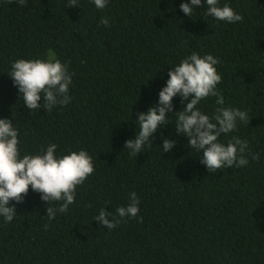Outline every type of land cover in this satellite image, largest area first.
Wrapping results in <instances>:
<instances>
[{
  "label": "trees",
  "instance_id": "1",
  "mask_svg": "<svg viewBox=\"0 0 264 264\" xmlns=\"http://www.w3.org/2000/svg\"><path fill=\"white\" fill-rule=\"evenodd\" d=\"M184 2L191 0H109L97 9L93 0H0V118L18 129L21 156L54 143L57 156L86 150L95 167L55 219L31 188L11 202L13 221L0 216V264H264V0H219L243 16L235 23L206 15V0L188 16ZM49 50L74 73L71 100L31 112L8 72L17 59L46 60ZM193 52L219 59L225 101L208 97L197 107L210 117L218 107L248 113L249 123L219 137L248 141L244 167L209 172L176 130L175 113L187 103L179 95L151 147L137 157L124 148L138 115L158 104L170 69ZM165 138L177 142L170 152ZM132 192L139 216L122 219L116 209ZM101 208L122 222L103 227L94 220Z\"/></svg>",
  "mask_w": 264,
  "mask_h": 264
},
{
  "label": "clouds",
  "instance_id": "2",
  "mask_svg": "<svg viewBox=\"0 0 264 264\" xmlns=\"http://www.w3.org/2000/svg\"><path fill=\"white\" fill-rule=\"evenodd\" d=\"M18 6H27V0H13ZM97 9H104L109 0H93ZM203 0L184 2L180 9L188 16L200 6ZM78 6L77 0H69L68 7ZM206 15L218 21L235 23L243 20L231 6H220L219 0H206ZM100 24L109 26L107 17H102ZM219 59L212 54L201 56L197 52L183 59L168 73L166 86L159 92L158 104L151 106L136 118L139 131L134 139L125 142L130 156L143 152L145 145L152 146L154 133L167 126V113L173 111V98L179 95L186 106L178 113L175 121L177 132L189 137L188 146L192 150L202 152L201 163L210 173L225 167H244L249 163L247 156L248 141L233 136L227 144L220 142L222 134L237 130L238 122L249 123L248 113L239 108L218 107L214 116L204 114L197 105L208 97H217L216 104L225 103L223 95L217 89L222 81L215 67ZM8 74L22 93L23 104L36 112L40 108L47 112L57 105H67L71 97L69 88L74 73H70L68 65L56 58L49 50L45 59H17L11 65ZM43 94V96H42ZM43 99V103L41 100ZM18 129L13 126L12 119L0 118V216L7 223L13 221L17 214L15 205L22 203L30 188L41 194V200L47 202L46 217L55 219L57 212L67 213L69 206L75 203L76 189L91 176L94 171L93 158L86 150L71 151L70 154L57 156L56 144L47 146L38 154L21 156ZM151 141V143H149ZM177 142L171 138L163 141V152H170ZM253 160L259 159V153H251ZM129 204L116 209L120 218H137L140 200L135 192L130 193ZM59 202L58 208L49 206ZM112 213L101 208L94 220L108 230H113L122 220L109 219ZM142 223V217L140 218Z\"/></svg>",
  "mask_w": 264,
  "mask_h": 264
}]
</instances>
